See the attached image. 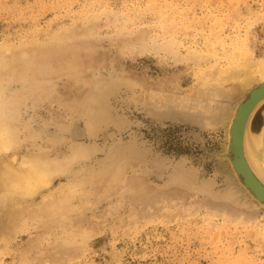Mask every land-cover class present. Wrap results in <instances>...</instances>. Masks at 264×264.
I'll list each match as a JSON object with an SVG mask.
<instances>
[{"label":"rangeland","instance_id":"1","mask_svg":"<svg viewBox=\"0 0 264 264\" xmlns=\"http://www.w3.org/2000/svg\"><path fill=\"white\" fill-rule=\"evenodd\" d=\"M257 78L264 0H0V166L66 169L0 190V264H264L228 155Z\"/></svg>","mask_w":264,"mask_h":264},{"label":"bare ground","instance_id":"2","mask_svg":"<svg viewBox=\"0 0 264 264\" xmlns=\"http://www.w3.org/2000/svg\"><path fill=\"white\" fill-rule=\"evenodd\" d=\"M248 59L247 57L246 60ZM249 77L253 79L251 76ZM257 79L261 84L263 83L264 89V78ZM243 125H245L244 129L242 128ZM234 133L241 136L242 150L235 157V159L238 157V164L235 165L234 159L233 166L236 172L239 171L237 167L244 171L248 182L254 186L260 196H264V189L258 188V184L255 187L254 184L256 179L264 188V92L251 105H244L234 125ZM11 142L12 138L9 128L6 123H0V153L9 151ZM65 170L63 167L55 169L50 167L45 161L39 162L32 159L22 160L18 166L4 164L3 167L0 166V190L17 192L25 197L33 196L41 189L50 186L60 173H65ZM75 187L76 185L66 184L61 187L60 193H53L52 197L55 198L57 196L62 203L68 202L69 195L76 193ZM53 204V202H48L47 209L45 208L44 211H51ZM30 210L26 206L20 207L19 210L16 207L15 212L17 214L19 211L21 215V213H29Z\"/></svg>","mask_w":264,"mask_h":264},{"label":"water","instance_id":"3","mask_svg":"<svg viewBox=\"0 0 264 264\" xmlns=\"http://www.w3.org/2000/svg\"><path fill=\"white\" fill-rule=\"evenodd\" d=\"M264 92V89H263V83L261 84L259 81L257 82V86L254 87L253 89H251L249 91V95L248 97L241 101L235 112H234V115L231 119V124H230V127H229V144H228V155L230 156L231 158V163H232V166H233V162H232V159L234 160L235 159V156L240 154L241 153V150H242V147H241V136L239 135H236L234 133V125L236 124V120H238L239 118V114L241 113L244 105H251L255 99L260 96L262 93ZM244 126L243 125V129H244ZM222 156H224L225 154H221ZM244 162V160H243ZM238 164V157L235 159V165ZM245 164V163H244ZM246 165V164H245ZM247 166V165H246ZM234 169V168H233ZM237 169L239 170L238 172H236L239 176L242 177V184L244 185V187L247 189V191L252 195L253 198H255L256 200H258L259 202H261L263 205H264V196H260L258 194V192L256 191V189L254 188V186H252V184H250L247 180V176L246 174L244 173V171H242L240 168L237 167ZM235 170V169H234ZM244 176V177H243ZM244 178V179H243ZM255 187L257 186L258 184V188L260 189H264L260 182L256 181L255 179ZM249 185V186H248ZM253 190V191H252Z\"/></svg>","mask_w":264,"mask_h":264}]
</instances>
